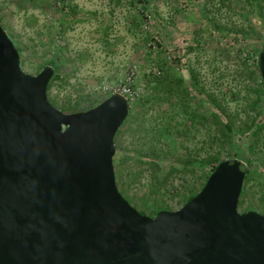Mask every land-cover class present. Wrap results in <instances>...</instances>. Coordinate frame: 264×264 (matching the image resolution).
<instances>
[{"label":"water","instance_id":"1","mask_svg":"<svg viewBox=\"0 0 264 264\" xmlns=\"http://www.w3.org/2000/svg\"><path fill=\"white\" fill-rule=\"evenodd\" d=\"M256 64L264 84V46ZM53 73L23 71L0 23V264H264V214L237 209L245 163L222 159L179 208L142 214L112 161L129 98L66 113Z\"/></svg>","mask_w":264,"mask_h":264},{"label":"rangeland","instance_id":"2","mask_svg":"<svg viewBox=\"0 0 264 264\" xmlns=\"http://www.w3.org/2000/svg\"><path fill=\"white\" fill-rule=\"evenodd\" d=\"M206 2L0 0V23L19 52L21 68L35 75L45 65L57 67L47 96L66 113L86 110L118 89L125 88L131 97L126 79L147 70L146 53L154 40L162 45L171 66L178 63L189 84L188 98L181 101L177 94L157 102L155 96L143 101L130 98L129 113L114 135L117 187L146 215L177 209L201 188L198 160L208 140L193 113L201 106L214 109L188 83V65L237 125L242 121L251 125L234 135L220 158L234 157L248 167L238 211L264 214V97L251 105L256 96L245 65L247 55L264 46V0L249 17H233L232 28L237 30L221 36L204 18V6L213 10L211 0ZM197 26L202 27L203 45L194 37ZM146 142L158 159L139 155ZM179 144L188 148L189 159L175 152Z\"/></svg>","mask_w":264,"mask_h":264},{"label":"trees","instance_id":"3","mask_svg":"<svg viewBox=\"0 0 264 264\" xmlns=\"http://www.w3.org/2000/svg\"><path fill=\"white\" fill-rule=\"evenodd\" d=\"M262 1L263 0H211V6L213 7V10H210L208 12L207 8H205L206 6H204V18L209 22L211 27H214L216 29V32L219 34V36H221L224 32L237 30V26H235V28H232V26L235 25L233 23H236V21L233 20V17L238 14L246 15L249 17L253 10H257L259 9V7L261 8ZM193 33L195 39L199 40V44L203 45L205 43V38L203 37L202 27L197 26ZM192 49L193 47L191 45L187 47V51L189 52H191ZM257 52L256 54H249L245 58L248 79L253 85L252 90L254 91L256 96V98L251 101L252 106H255L257 104L260 96L264 97V84L261 81L256 64ZM147 54V70H144L139 75L137 72L135 75L133 73L132 75L134 76L131 75L129 76L128 80L126 79L127 88L131 93V97L129 96V100L130 98H133V100H136L137 98L143 101L144 97L146 96H155L154 102H157L161 101L163 98H170L174 95L176 96V94L179 95L180 98L182 97L181 101H183V98H188L189 84H185V79L179 73L178 63H175V66H171V64H169V61L165 56V51L158 40H154V44H151L149 46V50L147 51L146 55ZM175 61L178 62L179 60L175 59ZM185 69L187 70L189 75L188 83H190L191 86L200 95V97L214 109L210 111L207 110L204 106H201L200 111L197 112L196 109V111H194L193 113V118L196 120V122L198 121L200 125L204 127V130L206 131L205 137L208 140V145L206 147L203 146L205 150H203V153L199 155L198 160L199 164L202 167L203 173L201 183L202 187L208 174L212 171L214 166L222 160L220 158L221 149H224L225 146L231 145L234 135L238 132L244 133L251 127V125L248 121H242L241 123H239V125H237L234 118L226 113V110L218 101L216 95L206 88L204 82L200 81L196 70L189 65L186 66ZM56 71L57 67H54V72ZM138 76H140V78H138ZM50 86L51 79L47 84V90L50 88ZM125 96L127 95L125 94ZM146 145L147 146L145 147L147 148L143 149V151L140 150L138 152L139 155L141 157H145L149 161L154 158L158 159L157 156H154L152 154L153 151L151 149H153V147L149 145L148 142H146ZM174 149L175 152L181 153L182 157L186 155V158L189 159V155L185 154L188 151L187 147L184 148L181 144H179L178 146L176 145ZM169 151L170 150H167L166 154L169 153ZM187 162L190 163V160H187ZM195 194L196 192L188 196L186 201L192 198ZM128 202L132 204L129 200ZM138 211L144 214L143 211Z\"/></svg>","mask_w":264,"mask_h":264},{"label":"built area","instance_id":"4","mask_svg":"<svg viewBox=\"0 0 264 264\" xmlns=\"http://www.w3.org/2000/svg\"><path fill=\"white\" fill-rule=\"evenodd\" d=\"M115 92H119V93H121V94H123V95H127V97L129 98V95H128V93H127V91L125 90V88H123V89H118L117 91H115ZM114 93V92H113Z\"/></svg>","mask_w":264,"mask_h":264}]
</instances>
